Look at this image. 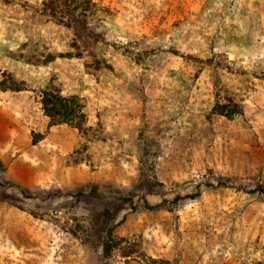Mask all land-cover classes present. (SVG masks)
<instances>
[{"label":"rangeland","instance_id":"obj_1","mask_svg":"<svg viewBox=\"0 0 264 264\" xmlns=\"http://www.w3.org/2000/svg\"><path fill=\"white\" fill-rule=\"evenodd\" d=\"M43 1L0 0V264H264V0H92L98 70Z\"/></svg>","mask_w":264,"mask_h":264},{"label":"trees","instance_id":"obj_2","mask_svg":"<svg viewBox=\"0 0 264 264\" xmlns=\"http://www.w3.org/2000/svg\"><path fill=\"white\" fill-rule=\"evenodd\" d=\"M96 9L97 6L92 0H44L42 3V11L50 19L55 20L58 24H63L80 34L79 38L82 39L84 52H79L80 54H77L74 58H82L83 54L86 53L88 57L93 59L92 63L94 65H89L98 70L101 68V65H104V67L110 66L105 62L102 63L101 60L95 59L93 51L94 44L101 41V36L88 29L86 18L94 16ZM60 57L64 56L60 55ZM50 60L52 61L53 58H50ZM87 68H89V66ZM0 90H10L14 92L22 91V89L15 84H12L11 87L7 88L3 85V83H0ZM40 101L42 111L48 118V125L50 127L66 124L77 129L81 134L86 132L87 128L84 127L85 114L79 97L63 96L54 89H46L41 93ZM212 112L213 114L224 116L227 119H231L235 115L242 113L239 106L219 104L218 102H216ZM258 189V191L262 192L261 188ZM194 197V194L188 196V198ZM180 199V197H177L174 202H177ZM111 233L112 227H110L107 231V237L109 239L105 236L102 242V247L107 256L111 254L115 247V244H112L113 238Z\"/></svg>","mask_w":264,"mask_h":264}]
</instances>
